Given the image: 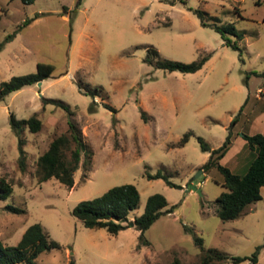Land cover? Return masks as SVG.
Instances as JSON below:
<instances>
[{
  "label": "rangeland",
  "instance_id": "obj_1",
  "mask_svg": "<svg viewBox=\"0 0 264 264\" xmlns=\"http://www.w3.org/2000/svg\"><path fill=\"white\" fill-rule=\"evenodd\" d=\"M79 1L0 0V83L34 71L38 61L54 65L40 85H24L0 99V176L12 181V191L0 198V242L15 245L28 225L40 222L61 247L41 251L36 264H67L70 257L77 264H171L175 254L189 263L210 247L251 255L264 243V186L261 198L237 217L220 218L216 197L224 190L223 177L216 167L199 172L208 151L197 135L217 147L236 116L220 162L236 173L246 171L254 154L244 134L264 132V0ZM195 8L208 21L233 22L242 37H228L241 50L203 25ZM152 48L160 58H208L193 72L167 70L145 61ZM45 97L66 101L74 113ZM10 112L41 119L39 130L21 133L24 171L17 164ZM70 118L93 151L87 177L82 180L80 162L69 188L54 177L38 182L36 159L67 130ZM158 170L175 185L148 176ZM125 182L136 185L140 198L116 234L85 226L72 214L79 200ZM153 192L174 208L144 231L149 243L138 246L139 230L130 221ZM213 264H264V245L255 263L215 258Z\"/></svg>",
  "mask_w": 264,
  "mask_h": 264
},
{
  "label": "trees",
  "instance_id": "obj_2",
  "mask_svg": "<svg viewBox=\"0 0 264 264\" xmlns=\"http://www.w3.org/2000/svg\"><path fill=\"white\" fill-rule=\"evenodd\" d=\"M29 3L33 0H21ZM78 3L80 1L78 0ZM195 12L200 18L203 25H209L217 30L221 37L226 40L233 48L239 50L240 47L236 41H232L228 34H233L237 39L242 37V32L238 31L234 23L229 22H215L208 21L205 18V11L200 8H195ZM26 21H24L25 23ZM169 23V22H167ZM7 35L5 39L10 37ZM2 42H0V48ZM158 51L155 48L148 49L145 56V61L153 62L156 66L167 70H179L181 72H193L199 69L208 55H199L196 59L185 62L177 59L160 58L157 57ZM54 65L48 61H38L36 69L24 74L12 75L9 79L3 80L0 83V99L4 98L12 91L20 89L22 86L35 83L50 76L53 72ZM80 87V85H78ZM86 91H90L86 88ZM44 102L55 103L66 109L68 114L74 113L69 103L59 98L45 97ZM107 107H113L105 103ZM90 107H93L91 103ZM241 109V108H240ZM145 115V113H143ZM236 121V116L231 120L228 126V132L223 142L214 148L197 135L200 147L204 151H208V158L202 163L201 168L207 171L209 168L216 167L222 174L223 181L222 190L216 197L217 207L216 214L224 219H233L237 217L241 211L251 202L261 198V187L264 186V132H254L251 134H244L249 146V153L254 154L253 158L248 164L246 171L243 174L236 173L231 168L220 162V159L225 155L229 146L231 145V126ZM9 122L18 136L19 155L17 157V164L21 170L26 169V152L23 148L24 139L22 138V131L28 127L30 131H37L41 126V119L36 114H31L27 117L18 118L13 112L9 113ZM190 134L185 132L182 141ZM256 152V153H255ZM84 158L81 161V155ZM93 151L89 144L84 140L83 133L80 126L73 119L68 120V128L65 132L54 136L37 157L34 175L38 182H42L51 177L56 178L68 188L74 184V172L82 162V180L87 177V170H89L92 161ZM149 177H163L170 185H175L168 176L161 170L155 173H148ZM12 191V181L4 176H0V198H5ZM140 193L134 183L125 182L115 184L106 189L101 194L88 199L79 200L72 207V214L81 220L83 225L88 227L102 226L111 234H116L120 229L124 228L128 223V214L130 210L137 207L139 203ZM174 204L168 205L166 197L160 192H153L148 195L144 210L141 214L136 215L130 221L139 230V243H149L144 235V231L161 215L171 212ZM194 242L203 249L202 237L194 235ZM264 245H257L251 255H229L226 252L210 247L200 254L198 258L192 262L186 263L182 261L177 254L172 258L171 264H213L215 258L225 259L230 258L232 263L240 262L244 259H250L255 263L258 259V253ZM54 247H61V244L51 238L43 229L40 222H33L27 226L22 233L19 241L15 245H4L0 242V264H36V257L41 251L51 249ZM67 264H77L73 257H70Z\"/></svg>",
  "mask_w": 264,
  "mask_h": 264
},
{
  "label": "water",
  "instance_id": "obj_3",
  "mask_svg": "<svg viewBox=\"0 0 264 264\" xmlns=\"http://www.w3.org/2000/svg\"><path fill=\"white\" fill-rule=\"evenodd\" d=\"M37 83L40 85V84H41V80H38ZM201 171H202V168L199 169V172H201ZM199 190H200V189L198 188V191H199ZM131 223H132V221H131Z\"/></svg>",
  "mask_w": 264,
  "mask_h": 264
}]
</instances>
